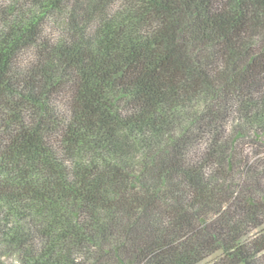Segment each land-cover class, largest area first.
Returning a JSON list of instances; mask_svg holds the SVG:
<instances>
[{
  "label": "trees",
  "instance_id": "trees-1",
  "mask_svg": "<svg viewBox=\"0 0 264 264\" xmlns=\"http://www.w3.org/2000/svg\"><path fill=\"white\" fill-rule=\"evenodd\" d=\"M0 264H264V0H0Z\"/></svg>",
  "mask_w": 264,
  "mask_h": 264
}]
</instances>
